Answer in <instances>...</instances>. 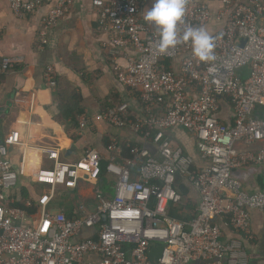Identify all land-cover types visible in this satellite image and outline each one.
Instances as JSON below:
<instances>
[{
  "label": "built area",
  "instance_id": "obj_1",
  "mask_svg": "<svg viewBox=\"0 0 264 264\" xmlns=\"http://www.w3.org/2000/svg\"><path fill=\"white\" fill-rule=\"evenodd\" d=\"M17 18L32 17L54 0H5ZM45 17L40 41L63 20L76 0H56ZM150 0H92L97 27L110 34L107 46L113 59L120 50L133 48L136 57L126 66L114 64L117 77L139 94L143 114L132 117L129 105L118 104L104 114L114 127L130 129L157 144L159 158L144 147L134 148V158L123 160L117 141L107 173L115 178L114 197L99 198L95 208L80 205L78 216L47 211L60 189L78 190L85 177L99 179L102 157L86 151L76 164L61 160L56 147H32L47 155L53 168L37 172L36 182L50 189L40 219L27 227V213L13 208L5 196L17 186L9 149L21 145L20 133L0 139V264H246L241 242L225 243L219 219L251 239V211L264 213V190L248 193L232 173L249 165L264 167V3L262 0H208L220 5L217 18L223 28L212 35L215 59L197 61L190 43L181 42L165 53L158 51V30L140 19ZM209 3L187 0L186 14L177 27H204L212 20ZM178 62V71L167 62ZM12 61L6 59L3 69ZM53 69L49 85L57 83ZM225 99L232 110L230 124L218 118ZM86 116L80 118L82 129ZM181 128L193 136L206 166L194 170L193 158L171 145L167 132ZM122 161H119V159ZM137 166V172L133 168ZM186 180L196 191L195 215L179 220L169 214L180 208L182 195L175 184ZM31 206V205H29ZM162 245L160 258L149 261L152 246Z\"/></svg>",
  "mask_w": 264,
  "mask_h": 264
},
{
  "label": "crops",
  "instance_id": "obj_2",
  "mask_svg": "<svg viewBox=\"0 0 264 264\" xmlns=\"http://www.w3.org/2000/svg\"><path fill=\"white\" fill-rule=\"evenodd\" d=\"M152 3L150 0L141 8V20L144 21V13ZM56 4L54 0L32 17L17 18L9 3L0 0V139L5 141L12 133L18 132L21 140V145L9 149L18 182L16 188L7 191L5 196L10 206L25 202L24 209L20 210L27 213L25 225L30 228L37 226L43 204L51 194L48 187L36 182L37 172L42 168H53L46 154L32 148L35 145L59 148L61 160L66 164L78 163L90 149L97 150L106 161L112 156L108 146L114 141L120 149L136 145L159 158L157 144L151 138L140 137L128 128L114 127L104 119L108 109L121 103L129 105L132 117L143 114L139 94L126 87L113 68L115 63L126 66L129 58L138 55L137 51L133 48L120 50L113 59L107 46L110 34L98 29L92 0H76L66 17L50 30L47 43L43 44L40 41L42 24ZM209 7L212 20L203 28L210 35H216L223 28L217 18L220 5L209 3ZM6 59L12 61L8 70L3 69ZM168 65L172 71H178V62H168ZM50 68L54 71L55 88L49 85ZM62 91H75L80 96V106L87 119L82 129L70 118L61 116L58 95ZM218 118L227 124L232 120V110L225 99L221 102ZM166 137L173 147L193 158L194 170L206 166L191 134L174 128ZM120 156L122 158V153ZM137 166L133 168L134 173ZM232 175L248 193L264 190L263 166L249 165L233 171ZM175 187L182 195L183 203L181 210L172 209L178 210L182 216L195 215L199 203L195 189L181 177H177ZM114 189L112 175L107 177V188L103 183L98 185L85 177L78 190H58L47 211L74 218L78 216L80 205L87 204L93 210L99 198L112 199ZM228 221L229 218L225 217L217 222L223 230V242H241L248 256L246 264H264V213L251 211V239L234 231Z\"/></svg>",
  "mask_w": 264,
  "mask_h": 264
},
{
  "label": "clouds",
  "instance_id": "obj_3",
  "mask_svg": "<svg viewBox=\"0 0 264 264\" xmlns=\"http://www.w3.org/2000/svg\"><path fill=\"white\" fill-rule=\"evenodd\" d=\"M186 3L187 0H153L143 19L159 32V40L156 43L159 52L165 53L181 42H188L197 61H212L215 59V42L205 28L188 27L182 35L177 34V27L186 14Z\"/></svg>",
  "mask_w": 264,
  "mask_h": 264
},
{
  "label": "trees",
  "instance_id": "obj_4",
  "mask_svg": "<svg viewBox=\"0 0 264 264\" xmlns=\"http://www.w3.org/2000/svg\"><path fill=\"white\" fill-rule=\"evenodd\" d=\"M167 68H170L168 65V62L166 63ZM58 101L60 104V110H61V116L64 118H70L72 122L75 124V126L79 125V118L84 114V110L80 106V96L75 93V91H62L58 95ZM135 147H140V146H130V147H123L122 150V158L123 160L126 159H133L134 158V148ZM107 166H108V160L102 161V171L99 179L97 180H92L90 177V181L95 183V184H100L103 183L104 187L107 188ZM134 172V171H133ZM25 202L22 204H16L15 206H12L13 208L17 209H24ZM178 210H181L180 208ZM178 210L175 209H170L169 214L179 220L182 221H187L191 219L193 216H182L178 213ZM177 212V213H176Z\"/></svg>",
  "mask_w": 264,
  "mask_h": 264
},
{
  "label": "water",
  "instance_id": "obj_5",
  "mask_svg": "<svg viewBox=\"0 0 264 264\" xmlns=\"http://www.w3.org/2000/svg\"><path fill=\"white\" fill-rule=\"evenodd\" d=\"M256 118H262L264 119V111H256L255 113ZM163 246L158 245V246H152L150 251H149V261L150 263H155L159 260L161 252H162Z\"/></svg>",
  "mask_w": 264,
  "mask_h": 264
},
{
  "label": "rangeland",
  "instance_id": "obj_6",
  "mask_svg": "<svg viewBox=\"0 0 264 264\" xmlns=\"http://www.w3.org/2000/svg\"><path fill=\"white\" fill-rule=\"evenodd\" d=\"M49 191V190H48ZM49 193V192H48Z\"/></svg>",
  "mask_w": 264,
  "mask_h": 264
}]
</instances>
